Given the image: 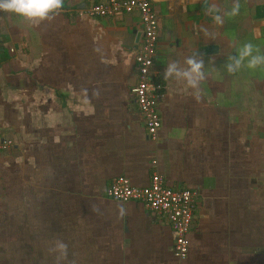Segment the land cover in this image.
Instances as JSON below:
<instances>
[{"label": "crops", "instance_id": "crops-1", "mask_svg": "<svg viewBox=\"0 0 264 264\" xmlns=\"http://www.w3.org/2000/svg\"><path fill=\"white\" fill-rule=\"evenodd\" d=\"M96 1L63 0L42 22L0 12V135L12 142L0 151V264H264V66L227 69L245 43L264 56V0H240L236 16V0H150L154 141L132 93L140 17L86 14ZM201 54L197 100L177 73ZM154 173L198 193L184 260L165 217L105 193L119 175L144 186Z\"/></svg>", "mask_w": 264, "mask_h": 264}, {"label": "built area", "instance_id": "built-area-1", "mask_svg": "<svg viewBox=\"0 0 264 264\" xmlns=\"http://www.w3.org/2000/svg\"><path fill=\"white\" fill-rule=\"evenodd\" d=\"M1 13L5 11H0ZM138 13L142 24V42L135 53L137 81L132 88L134 101L142 114L148 137L157 140L162 121L158 105L163 96V85L154 80V56L159 37V24L150 0H97L85 10L90 16L112 17L121 13ZM11 140L0 135V151H7ZM105 193L120 202L136 201L149 212L165 217L174 232L173 253L179 260L189 254L188 234L192 228L197 191L174 189L154 173L147 185L136 186L124 175H119L106 187Z\"/></svg>", "mask_w": 264, "mask_h": 264}, {"label": "clouds", "instance_id": "clouds-1", "mask_svg": "<svg viewBox=\"0 0 264 264\" xmlns=\"http://www.w3.org/2000/svg\"><path fill=\"white\" fill-rule=\"evenodd\" d=\"M63 0H0V11H5L9 13H14L19 16L26 18L29 21L42 22L50 19V14L57 12L61 8ZM240 0H236L231 6V10L225 13V16H236L240 12ZM220 11L215 5L209 8V14L212 16L213 21L217 25H222L224 20L218 14ZM202 32H207V29L203 26L201 27ZM254 45L252 43H245L243 49L239 52V58L229 57L230 61L234 62L227 65L229 73L238 71L241 68L245 58H249L246 67L249 69H255L257 66H264V56L253 55ZM255 51L259 53V49L255 48ZM188 67L182 72H178V76H182L186 82L187 86L192 89H197L193 93L194 97L199 99V86L200 82L205 79V73L202 71L204 68V57L201 54L199 59H187L186 61ZM174 68V66H173ZM169 69V72L173 70ZM167 79V74L165 76ZM121 210H123V206ZM58 247L61 250L66 249V245L59 244Z\"/></svg>", "mask_w": 264, "mask_h": 264}, {"label": "rangeland", "instance_id": "rangeland-1", "mask_svg": "<svg viewBox=\"0 0 264 264\" xmlns=\"http://www.w3.org/2000/svg\"><path fill=\"white\" fill-rule=\"evenodd\" d=\"M264 177V176H261V178ZM264 181V178L262 179Z\"/></svg>", "mask_w": 264, "mask_h": 264}]
</instances>
